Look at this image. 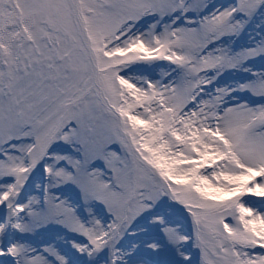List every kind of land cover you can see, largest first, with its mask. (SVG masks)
<instances>
[{"label":"snow or ice","instance_id":"6c2138e0","mask_svg":"<svg viewBox=\"0 0 264 264\" xmlns=\"http://www.w3.org/2000/svg\"><path fill=\"white\" fill-rule=\"evenodd\" d=\"M0 264H264V0H0Z\"/></svg>","mask_w":264,"mask_h":264}]
</instances>
